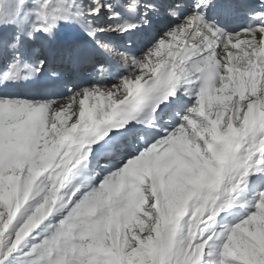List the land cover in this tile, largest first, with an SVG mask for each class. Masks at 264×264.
Instances as JSON below:
<instances>
[{
  "label": "snow or ice",
  "instance_id": "6c2138e0",
  "mask_svg": "<svg viewBox=\"0 0 264 264\" xmlns=\"http://www.w3.org/2000/svg\"><path fill=\"white\" fill-rule=\"evenodd\" d=\"M0 264H264V0H0Z\"/></svg>",
  "mask_w": 264,
  "mask_h": 264
},
{
  "label": "bare ground",
  "instance_id": "6f19581e",
  "mask_svg": "<svg viewBox=\"0 0 264 264\" xmlns=\"http://www.w3.org/2000/svg\"><path fill=\"white\" fill-rule=\"evenodd\" d=\"M241 46L243 47V45H241ZM93 103H95L94 100H90V101H89V104H90V105L93 104Z\"/></svg>",
  "mask_w": 264,
  "mask_h": 264
}]
</instances>
